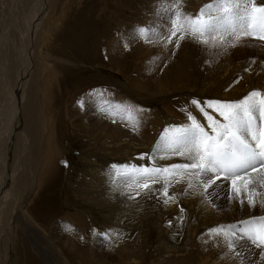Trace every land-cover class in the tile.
<instances>
[{"label": "rangeland", "instance_id": "374dc122", "mask_svg": "<svg viewBox=\"0 0 264 264\" xmlns=\"http://www.w3.org/2000/svg\"><path fill=\"white\" fill-rule=\"evenodd\" d=\"M2 1L0 20L3 14L8 17L14 12L18 0H5L4 6ZM21 2L24 8L28 7L27 2ZM175 2L169 0L171 4ZM215 2L181 0V10L194 15L205 4ZM239 2L242 12L247 0ZM157 3H160L159 16L154 8ZM255 3L264 5V0H255ZM173 11L174 7H167L162 0L67 1L52 36L57 39L54 47L63 48L62 53L58 55L52 50L50 53L49 48L44 47L46 56L53 59L48 60V73L55 75L58 82L52 85L54 93L58 91L57 85L60 91L64 90L50 112V119L59 121L55 136L59 157L54 164L56 171L50 175L51 184L39 185L30 173V164L22 162V172L27 173L23 196L31 194L28 205L46 199V205L40 208L42 214L48 216H42L46 226L39 218L32 219L36 233L31 238L25 239L26 235L21 233L18 237V248L26 244L38 255L27 248L25 254L22 252L25 259L15 264H61L63 261L62 264H159L161 260V264H205L203 256H208L206 264H241V260L244 264H264L261 249L251 244L240 224L244 218L264 216V212H259L264 207V168L242 174L237 180L240 189L237 195L231 179L221 178L205 194L195 177L176 174L166 179L167 174L161 173L155 181H143L149 185L144 188L136 186L135 177L130 184L117 183L122 179L119 174L131 172V169L111 167L116 164L151 169L190 162L186 159L188 152L182 156L184 159L173 154L168 140L178 128L190 124L181 108L187 107L202 126H207L208 121L191 105L193 98L201 102L236 103L254 90L264 94V40L253 36L236 40L229 31L228 34L216 33L214 39L209 37L205 43L197 42L190 35L179 40V46L176 42H161L158 38L164 31L161 25L167 23ZM212 15L223 14L212 9ZM236 22L239 24V20ZM149 23L154 31L148 35L150 42H146L136 28ZM260 34L257 28L256 35ZM113 47L119 51L117 57L124 56L120 60L122 64L118 62L116 67L108 61ZM56 55L64 62L57 63ZM58 69L65 70V75L59 74ZM137 83L147 89L140 88ZM206 111L218 119L217 112L209 108ZM61 122L64 129L58 141ZM258 124L264 131V118L259 119ZM166 128H169L167 133ZM241 135L246 133L241 132ZM171 171L179 173L182 170ZM178 177L184 180H181L183 185ZM190 180L191 188L188 187ZM166 183L168 193L175 197L167 204L162 195ZM46 185L51 188L45 190ZM174 187L178 193L172 192ZM250 197L256 201L255 208L249 207ZM15 199L11 193L0 194V210L17 214L16 205L12 206ZM43 207L52 208V212L46 213ZM20 222L12 219L8 232ZM25 225L29 226L26 222ZM221 225H237L240 255L229 252L222 235L221 242L217 236L209 234V229ZM4 235L13 238L12 233ZM66 241L67 245H62ZM69 241L72 243L68 244ZM215 242L222 245L215 246ZM74 244L78 246L77 253ZM207 247H211L210 250ZM48 249H52L53 254ZM54 249L60 256L53 252ZM4 258L1 253L0 259ZM1 260L3 264L5 260Z\"/></svg>", "mask_w": 264, "mask_h": 264}, {"label": "bare ground", "instance_id": "6f19581e", "mask_svg": "<svg viewBox=\"0 0 264 264\" xmlns=\"http://www.w3.org/2000/svg\"><path fill=\"white\" fill-rule=\"evenodd\" d=\"M23 1L29 4L28 7L24 8L21 0H18L17 6L13 4L14 6H16L14 12H12L8 17H6L3 14L0 20V194H3V193L13 194L16 197V199L12 201V206L16 205V211H17V214H7L0 210V232L3 233L2 234L3 236L0 235V254L4 253L5 258L2 260H5L4 262L5 264H15L16 261L25 259V258H22L23 257L22 252L25 254L28 247H26V244H23V245L20 244V247L18 248V237L21 233V234H25L26 235L25 239H27L29 236L31 238L32 237L31 235H34L36 233L34 231L36 229L33 228L34 226H36V224L32 220L33 218L35 217L39 218L42 221L43 225L46 226V222L42 219V216L47 217L48 214H42L43 209L40 208L43 205H46V199L45 201L39 199L36 203L32 205H28L27 202L29 201L31 194L27 193L25 196H23V191L26 190L25 178L27 176V173L22 172V168H23L22 162L27 161L30 164L31 166L30 173L31 175L35 177L39 185L43 186V184H46V183L51 184L50 175L55 173L57 166H55L54 164L56 161H58L57 158L59 157L58 148L56 147V142H55V136L57 133L59 121L53 120L52 118L50 119L52 115V113L50 112H51V107L53 106L54 102L57 99H60L61 91H62V94L64 93V90L60 91L59 85L56 86V88H58L57 93L56 91L54 93L55 88L52 85L55 83L58 84V82H57L55 75H53L51 72L48 73V69L50 68L49 61L51 59L49 56H46L44 52V47L46 46L45 48H49L50 53H51V50L53 51V53H57L58 55L62 53L63 48H60V50H58L54 47L55 45L54 40L57 41V39L52 38V36L55 34V31L58 25L60 24V18L63 15L64 8L66 9L68 0H23ZM3 3H5V0L2 1V5L4 6ZM111 50L114 55H112L111 51H110L111 53L108 54L109 64L114 67L118 65V62H119V65L122 64L123 60L121 62L120 60L124 56L120 55L117 57V53L119 55V51L116 49L114 50V47ZM130 56H131V53H130ZM47 57L49 59H47ZM59 57H57L56 55L55 59L58 62L56 60L55 61L57 63H63L64 62L63 59ZM51 61H53V59ZM124 65H125V62H124ZM57 71L61 75L62 74L65 75L64 73L66 72L65 70H60V69H58ZM127 73H128V70H127ZM137 85L141 86L139 83H137ZM144 87L141 86L140 88L147 89ZM65 92H67V90H65ZM62 103H64L63 100L61 101V105ZM169 111H171V109ZM170 114L172 115V113ZM217 120L221 124L226 123V121H224L223 118L220 117L219 115H218ZM180 124H182V122ZM204 127L207 128V131L209 132V134H213L210 128H208L206 125ZM63 129H64V126L62 125V122H61V130L57 138L58 141H60L61 139ZM114 130L115 129H113V131ZM181 158L183 157L181 156ZM179 160L181 159L179 158ZM177 179L179 180V177ZM174 180L172 181L173 183H175ZM181 180L179 181L181 182ZM33 183H34V180L32 182V185H34ZM181 184L183 185V182H181ZM50 188L51 187L49 185H46L45 190H48ZM172 188L173 187H171V190ZM175 190L176 189L174 187V191L172 192L174 193L179 192ZM28 191L30 192V189ZM260 195L263 196V194H260ZM19 202H20V206H19ZM260 204H263V203H260ZM43 208L46 209L45 210L46 213L52 212V208L50 207L49 208L43 207ZM259 212L263 213L264 207L261 208ZM2 213H5V215L2 216ZM243 218L244 217H242V219ZM12 219L16 221L19 220L21 222L18 225H16L15 227L17 228L13 230H12L13 226H11V229L8 232V224L11 222ZM244 220L248 221L250 219L244 218ZM25 222L29 226H26ZM80 226L83 227L84 225L81 224ZM4 231L6 235L8 234L7 236H9V234L12 233L13 238L11 239V237H8V238L5 237ZM191 233L193 236V232ZM41 234L44 236L46 235L45 233H41ZM156 236L158 237L159 235H156ZM217 238L221 242L223 241L222 236H217ZM60 240L58 242H60ZM8 241L11 242V244ZM54 242H57V241H54ZM54 242H51V243H54ZM221 242H215L214 244L215 246L218 245L217 243H219L220 245ZM70 243L72 242L69 241L68 244ZM214 244L211 243V245H214ZM62 245L64 246L67 245V241H66V244L62 243ZM74 245H70V246H73L74 248ZM70 246L68 247L69 249H71ZM29 247L30 248L28 249L33 250L31 246ZM75 247H76L75 252L77 253L78 251L77 244L75 245ZM52 248H54L53 245H52ZM210 248L207 250H210ZM149 249L151 250V248ZM48 250L49 252L52 253V251H50L52 249H48ZM34 252L36 255H38L36 251ZM53 252H56L57 256L58 255L60 256V252L57 249H54ZM187 256H188V252H187ZM197 259L198 261H200L199 257ZM60 260L59 262L63 261V259L62 261ZM208 261H209L208 256L207 257L203 256V262L206 264ZM78 262L79 261H77V263ZM160 262L162 263V260ZM160 262L159 264H161ZM172 263L167 262L166 264H172ZM0 264H2V262H0Z\"/></svg>", "mask_w": 264, "mask_h": 264}, {"label": "snow or ice", "instance_id": "6c2138e0", "mask_svg": "<svg viewBox=\"0 0 264 264\" xmlns=\"http://www.w3.org/2000/svg\"><path fill=\"white\" fill-rule=\"evenodd\" d=\"M162 2L169 8L174 7L175 11L168 16L167 23L161 25L164 29L158 34L161 42H176L179 46V40L190 35L197 42L205 43L209 37L214 39V34H228L229 31L236 40L246 36L264 40V5L258 6L255 0H247L243 5L242 12L239 0H216L215 3L205 4L194 15L181 10V0H176L175 4L169 3V0H162ZM154 8L157 9L156 14L159 16L160 3L155 4ZM212 9L223 15L213 16ZM237 20H239V24H237ZM257 28L260 29V35H256ZM153 31L154 28L151 23L136 28V32L145 38L146 42H150L148 35ZM173 38L176 40L174 41ZM190 103L208 121L207 127L213 133L209 134L187 107L180 109L185 113L190 124L181 126L176 134L168 140L172 145L173 154L183 156L185 152H188L187 159L190 162L151 169L137 168L135 165L113 164L111 166L113 169H131V172L125 171L119 174L122 179L118 180L117 183L130 184L135 177L137 187L148 188L149 185L143 181H155L161 173L167 174V178L176 174L188 175L195 177L197 185L202 186L205 194H207L208 189L223 178L224 180H232L233 189L239 195L240 189L237 187V180L240 176L246 175L249 170L255 171L257 168H264V131H261L258 124V120L264 118V94L254 90L236 103L201 102L195 98ZM206 108L217 112L226 123L221 124L209 115ZM164 131L167 133L169 130L166 128ZM241 132H245L246 135L242 136ZM171 170L182 171L175 173ZM188 187H193L191 180ZM162 195L166 197L165 204L169 200L175 199L168 193L167 183L163 187ZM240 203L243 205V199L240 200ZM248 203L249 207H256L254 198L250 197ZM183 211L181 208V212ZM240 224L243 225L242 231L247 233L252 244L261 249L260 256L264 258V216L252 217L248 221H241ZM236 229L237 225H221L209 229V234L222 235L229 252L240 255L236 242ZM105 235L107 238V234ZM241 264H244L243 260H241Z\"/></svg>", "mask_w": 264, "mask_h": 264}]
</instances>
